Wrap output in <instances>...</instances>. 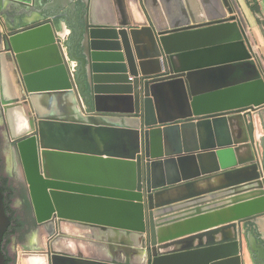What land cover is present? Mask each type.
<instances>
[{
    "label": "water",
    "instance_id": "95a60500",
    "mask_svg": "<svg viewBox=\"0 0 264 264\" xmlns=\"http://www.w3.org/2000/svg\"><path fill=\"white\" fill-rule=\"evenodd\" d=\"M39 1L51 3L54 17L34 11ZM4 4L21 17L0 52L6 124L10 134L4 54L21 90L13 105L27 109L31 127L27 135L10 134V140L37 222L50 230L46 247L25 251L26 256H46L47 264H138L137 258L144 264H245L247 248L252 264L254 253L255 264H264V248L248 229L260 226L264 212L162 245L157 240L158 228L264 197V137L257 140L254 122L259 115L264 129V75L233 0H0ZM64 47L77 63L75 82ZM187 124L207 134L197 152L201 161L203 155L214 161L215 176L173 179L177 165L189 171L190 151L172 153L163 135ZM163 126V135H157L165 159L156 164L155 132ZM224 127H239L242 141L221 135ZM245 171L254 176H234ZM220 176L231 178L218 188L221 193L235 195L251 184L254 194L219 207L201 205L216 190L198 191L197 183ZM171 192L199 209L159 223L154 207L165 204L160 196ZM63 223L98 229L106 240L90 239L92 248L86 249L93 257H87L75 239L87 245V235H68ZM10 225L0 186V264L6 262L3 243ZM230 230L231 237L213 240ZM58 239H72L76 251L55 250Z\"/></svg>",
    "mask_w": 264,
    "mask_h": 264
},
{
    "label": "bare ground",
    "instance_id": "6f19581e",
    "mask_svg": "<svg viewBox=\"0 0 264 264\" xmlns=\"http://www.w3.org/2000/svg\"><path fill=\"white\" fill-rule=\"evenodd\" d=\"M66 34H67V30L63 28L61 35L65 36ZM1 65H2V71H3V96H4L5 101L9 105L8 106L9 110L7 112V119H8V124L10 127L11 137L15 139L23 135L29 134L31 132V127L28 121L29 117L27 114V109L22 106L19 107L16 104L13 105V103L17 102L21 98V90L17 82V78L14 74L13 65L11 61L9 60V58L7 57V55L5 54L1 56ZM263 119H264V115H263ZM257 124H258V121H257ZM242 139L239 137H236L235 141L241 142ZM234 176L243 177V178L245 177V179H248L254 176V174L251 171H245V172H240L238 174H235ZM220 178L224 180V183L221 182L222 184L219 185L218 188H221L231 183V178H229V176H220ZM253 188H254L253 185L246 184L244 185V187L239 189L237 193H241V195L243 196H249V195L254 194ZM262 212H264V197L258 195V196H255L253 200H250V199L242 200V202H239L238 204L232 203L229 208L222 210V211H218L213 214L211 213L209 215L197 217L191 220H186L184 222L178 223L170 227L158 228L157 229V240H158V243L162 245L164 243H169L170 241L183 239L185 238V236L190 237L192 235L201 233L205 230L220 227L224 224H227L229 222H234L237 219L247 216V215H253V214L262 213ZM214 216L217 217L219 223L217 225L210 226L209 224H207V222ZM263 221L264 219L261 220V222ZM195 223H202L198 231L179 235L177 229H179L183 225H189L193 227ZM61 230L62 232L68 235H79V236L87 235V229H82L76 225H70L68 223H63L61 225ZM40 233L41 235L46 236V237L42 238V242L39 245H37L36 248L43 249L47 245V244L45 245L44 241L47 237L50 236L49 234L50 230L47 229L46 227H41ZM223 234H226L225 239H227L233 235V230L223 232ZM135 241L137 243L138 241L137 236H135ZM53 248L55 250L66 251L70 253H74L76 251L75 241L68 240V239H58L54 243ZM246 250H244V252ZM93 251L95 255H98V256L102 255L100 254L98 250H93ZM84 252L85 254H87V249ZM248 255H249V252H248ZM28 257L30 258L23 260L21 264H47L46 256L37 254V255H30ZM248 257H249L248 261H250L252 264L250 255ZM243 258H244L245 264H248L247 259H246L247 257H245V254H243ZM144 261L145 260L141 258L134 259V262H137L138 264H144Z\"/></svg>",
    "mask_w": 264,
    "mask_h": 264
},
{
    "label": "crops",
    "instance_id": "0c3cea01",
    "mask_svg": "<svg viewBox=\"0 0 264 264\" xmlns=\"http://www.w3.org/2000/svg\"><path fill=\"white\" fill-rule=\"evenodd\" d=\"M233 6L237 13L241 15V18L243 19L244 27L246 29L247 37L250 41L251 47L253 48L254 53L256 54L257 62L263 72L264 75V0H233ZM262 22V23H261ZM212 43V42H210ZM257 50H259L260 53H257ZM255 125L257 126V121H254ZM259 124V121H258ZM160 127H157L158 130ZM225 130L222 132L221 135L224 133H228L230 135L231 140H235L236 137L243 138V133L239 129V127H234L231 131L227 130V127H224ZM181 130H176L174 132H167L163 135V140L165 146H169V150L173 152L177 151H190L188 153L191 162L189 165V171L184 172L180 165H177L176 173L174 174L172 172L173 179L177 178H184V176H194L196 177L199 173L201 177H203V173H207L206 176H215V165L214 161L210 158H208L207 155L202 156V161L200 160V156H198V148L201 144H204L206 140H208L207 134H205L203 131L201 132L200 129L191 127L190 124H187V126L180 128ZM231 129V128H230ZM230 132V133H229ZM160 137L158 135L155 144H158V141L160 142ZM153 143V144H154ZM4 145V146H3ZM10 145V143H9ZM7 143L0 144V151L2 147H7ZM11 149V147H9ZM239 155L241 157L247 156V150L241 149L239 152ZM230 158L227 157L226 160L228 161ZM9 156L6 154L4 155L2 152H0V173L2 169L3 163H8ZM218 164H220V160H217ZM216 162V163H217ZM175 171V169H173ZM205 176V177H206ZM224 183V180L220 177H214L212 179H209L208 181H201L197 183L196 188L198 191L201 192H207L211 190H215L218 188L219 185ZM0 183L2 184L1 180ZM3 186V185H2ZM217 187V188H216ZM218 219L216 216L212 217L207 224L210 226L217 225ZM202 223H195V225L189 226V225H183L178 230L179 235H183L186 233H192L194 231H198L201 227ZM184 237V236H183ZM186 237V236H185ZM226 234H219L215 237H213V240H221L225 239ZM205 239L203 240H196L193 243L189 244V246L199 245L203 244ZM246 250V249H245ZM85 251V250H84ZM88 252V251H87ZM245 257H247V262H249L248 252L247 250L244 252ZM87 256V255H86ZM88 257V256H87Z\"/></svg>",
    "mask_w": 264,
    "mask_h": 264
},
{
    "label": "rangeland",
    "instance_id": "374dc122",
    "mask_svg": "<svg viewBox=\"0 0 264 264\" xmlns=\"http://www.w3.org/2000/svg\"><path fill=\"white\" fill-rule=\"evenodd\" d=\"M257 53H260L259 50H257ZM254 117H255V121H259V124H257L256 126V138L260 142L262 137H264V129L260 121L259 115H254ZM165 127L166 126H163L162 130L159 132H155V134L157 135L158 133H160L161 135H163L164 133L163 131ZM157 148L160 153H158L159 155L158 157L153 159L154 161H157L156 164L161 163L165 159V157L163 156V143L160 142L157 145ZM0 152H2L4 155L6 154L7 156H9V160H8L9 162L2 164L0 180L4 187V191L7 194L8 205L10 206L9 211L14 214L16 212V209L14 208V206L18 205V202H20V200L24 198L25 194L27 195V198H28L29 190H28L27 182L25 180L23 167H22L21 161L19 159L18 153L16 152L15 148L13 147L10 149L7 147H2ZM12 185H14V188L12 187ZM215 190L216 191L212 193V194H215L214 197L212 196L208 197L205 199L206 200L205 202H201L202 204L201 203L200 204L204 206L214 205L215 207H219L225 203H229L233 199H237L242 196L241 193H236L235 195H228V193H221L218 188ZM205 195H209V193ZM205 195L200 196V198L205 197ZM160 198L162 199L161 201H163V203L165 204H161L158 207H154V210L157 212V220L160 221L159 223H163V222L170 223L172 220H179L186 216L194 215L195 211L199 209V206H198L199 204L194 205L192 202H190L189 199L179 200L180 198L178 196H175V194H173L172 192L162 195L160 196ZM186 201H189V202L186 203ZM37 232L38 233H37L36 239L39 245L42 242V238L46 236L41 235L39 230ZM75 239L82 246L87 247V249H91L92 244L89 243L90 239L106 240V235L98 229H95L94 231H90V229H87V239H86L87 245L83 243L82 238L75 237ZM44 242H45V245L48 243V237L45 239ZM16 250H17L16 251L17 252L16 264H21L23 260L30 258L26 256L25 250L23 249V247H21V245H19L16 248ZM86 255L88 257H93V255L88 252ZM248 264H251V262L249 261Z\"/></svg>",
    "mask_w": 264,
    "mask_h": 264
},
{
    "label": "flooded vegetation",
    "instance_id": "af4514ba",
    "mask_svg": "<svg viewBox=\"0 0 264 264\" xmlns=\"http://www.w3.org/2000/svg\"><path fill=\"white\" fill-rule=\"evenodd\" d=\"M40 4L34 8V11L37 13H42L41 15L48 14L49 17H54L52 14V9L50 8L51 3L43 1H39ZM12 7L11 4H4L0 5V52L5 50V35L7 34L8 30L17 25L21 21V17L16 14H12ZM12 138V137H11ZM13 139V138H12ZM7 143V148H15L14 144L10 140V134L6 124V117L4 112V105L2 104V97H1V70H0V144ZM10 143V145H9ZM1 189L5 194V201H6V208L7 212L11 218V225L7 233L4 236V243H3V252L5 254L6 262L5 264H16L17 260V250L16 248L21 245L25 251L31 250L36 248L38 245L37 231L42 226H40L37 222L34 208L32 202L27 195H24V198L18 202V205L14 206L16 212L13 214L10 212V206L8 205L7 194L4 191V187L0 183ZM14 188V185H12ZM264 219V216L263 218ZM251 226L248 227L254 234L257 239V243L264 248V221L260 223V226L256 228L254 224H250ZM252 226L255 228L251 229ZM56 231L55 236L59 233V228ZM84 245V244H83ZM83 250H86V247L79 244ZM252 259L255 261L259 257L258 253H254L251 255Z\"/></svg>",
    "mask_w": 264,
    "mask_h": 264
},
{
    "label": "built area",
    "instance_id": "2783aa9c",
    "mask_svg": "<svg viewBox=\"0 0 264 264\" xmlns=\"http://www.w3.org/2000/svg\"><path fill=\"white\" fill-rule=\"evenodd\" d=\"M63 50H64L65 60L68 62L70 80L75 82L77 63L70 59L68 51L65 47L63 48ZM82 104H83V101H82ZM83 107H84V105H83ZM84 109H85V107H84Z\"/></svg>",
    "mask_w": 264,
    "mask_h": 264
}]
</instances>
